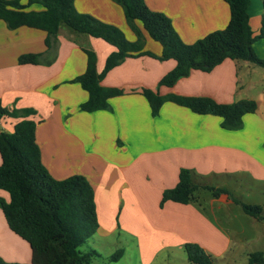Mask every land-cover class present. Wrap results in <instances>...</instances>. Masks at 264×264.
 <instances>
[{
  "label": "crops",
  "instance_id": "crops-1",
  "mask_svg": "<svg viewBox=\"0 0 264 264\" xmlns=\"http://www.w3.org/2000/svg\"><path fill=\"white\" fill-rule=\"evenodd\" d=\"M144 1L150 10L169 17L180 39L188 44L224 28L229 19L224 0ZM20 3L25 11L44 9L39 2ZM73 5L79 13L116 26L127 40H136L115 1L73 0ZM262 12L261 0H250L247 13L254 35L259 32ZM134 24L144 38L143 50L158 56L161 44L149 37L139 21ZM45 36L43 30L33 27L9 29L0 20V102L8 110H35L29 117L36 121L35 140L42 164L52 177L81 174L89 181L98 220L91 237H97L100 244L116 237L123 248L128 239L133 241L138 264H189L186 255L172 258L174 251H183L185 242L199 245L212 256L214 264L231 244L237 249L246 229L241 226L240 232L234 230L230 235L207 213L205 200L199 206L172 200L160 206V199L164 189L175 186L182 167L191 169L197 182L214 187L231 189V184H238V176L264 185L262 68L225 58L209 71L192 69L166 86L159 80L175 66L173 59L128 57L100 80L102 86L123 91L109 98L111 110L86 112L79 109L87 98L86 91L69 81L85 69L82 47L95 52L97 72L115 47L64 26L59 28L53 47L46 48ZM252 46L255 54L264 58V39H256ZM25 53H41L40 60L18 63L19 55ZM143 89L159 95L210 97L218 103L250 98L256 101V110L242 116L240 129L227 130L220 127V117L197 114L172 101H165L152 116ZM259 89L260 95L252 94ZM18 120L1 117L0 130L12 131ZM209 196V212L226 219L232 217L231 205H239L225 193ZM0 197L8 200L9 195L0 189ZM250 228L246 235L264 237V228ZM92 248L99 253L98 247ZM0 257L24 264L31 260L28 242L8 227L1 209ZM236 257L226 256L227 264H238ZM242 264H247V259Z\"/></svg>",
  "mask_w": 264,
  "mask_h": 264
},
{
  "label": "trees",
  "instance_id": "trees-1",
  "mask_svg": "<svg viewBox=\"0 0 264 264\" xmlns=\"http://www.w3.org/2000/svg\"><path fill=\"white\" fill-rule=\"evenodd\" d=\"M123 10L124 17L136 34L135 41L125 38L116 26L104 23L95 17L75 10L73 0H27L39 2L42 11H25L20 0H0V20L9 29L20 26L33 27L46 33V48L54 46L61 26L74 32L99 37L115 49L108 54L101 72L96 70V54L82 47L86 56L84 71L69 80L78 83L87 93L79 104L81 111L111 110L109 98L123 91L100 84L102 77L111 68L128 57L148 55L161 60L173 59L175 66L164 74L159 84L171 86L190 70L209 71L225 58L247 61L264 68V58L258 57L253 43L264 39V0L259 32L254 35L249 25L247 7L250 0H224L229 8V19L224 28L207 33L193 43H184L173 28L172 22L162 12L152 11L144 0H113ZM139 21L150 38L161 44V53L156 56L143 50L144 38L134 22ZM41 53H25L18 63H37ZM152 116L158 114L165 101H172L197 114H211L221 118L220 127L237 130L242 127V116L256 110V101L241 98L231 103H218L210 97L159 95L150 89L141 91ZM32 108L8 110L0 102V118H19L12 131L0 130V189L9 195L0 197V209L8 227L26 240L31 249L30 264H90L99 253L90 248L81 251L80 246L91 237L98 227L94 192L85 176L73 174L63 179L50 175L41 161L40 149L35 140L36 121L29 116ZM201 191L212 196L220 193L231 195L224 187H214L194 179L193 171L182 167L178 180L172 188L164 189L160 206L166 200L180 203L202 204ZM243 212L258 220L264 219L260 205L248 204L232 198ZM183 250L189 264H214L212 256L193 242H185ZM123 253L118 249L108 256L117 261ZM0 264H24L9 262L0 257ZM247 264H264V251L248 253Z\"/></svg>",
  "mask_w": 264,
  "mask_h": 264
},
{
  "label": "rangeland",
  "instance_id": "rangeland-1",
  "mask_svg": "<svg viewBox=\"0 0 264 264\" xmlns=\"http://www.w3.org/2000/svg\"><path fill=\"white\" fill-rule=\"evenodd\" d=\"M262 68V67H261ZM264 72V68L261 69ZM261 90H255L252 92L253 95L257 96L260 95ZM234 178H231L233 180ZM238 180V184L234 185L231 184V189L227 188L230 192L232 197H237L244 203L248 204H256L260 206H264V185H261L258 182H252L247 180L242 176H238L235 178ZM210 193L201 191L200 196L205 203V210L211 218L215 219L217 223H219L230 235L233 236L234 230L241 231L240 227L244 226L243 228L246 229L244 240L240 242L237 249L234 244H231L229 250L226 254H224L221 258L216 259V264H227L226 256H230L232 254H236V262L238 264H242L244 260L247 259L248 253L252 251H264V237L261 235L257 237L256 234L246 235L247 230H251L250 227H259L260 229L264 228V219L254 221L251 219L249 215L245 214L239 205H231L232 207L229 208V213H232V217L226 219L222 215L217 212H213V214L209 209L210 204L207 203L209 200ZM207 201V202H206ZM217 202L213 203V206H216ZM224 205V204H222ZM226 208V207H224ZM223 208V209H224ZM264 213V211H263ZM256 229V228H255ZM260 229L257 228L258 231ZM260 234V232L258 233ZM242 236V235H241ZM259 238V239H257ZM116 237H111L109 241L105 244H100L97 237H89L79 248L81 251H87L88 249L92 248L93 245L99 250V255L92 258L90 264H138L137 257H136V250L133 241L127 240L124 248L117 242ZM118 249H123V253L117 261H109L108 256L114 253ZM184 250L183 251H174L173 257L177 259L178 257H184Z\"/></svg>",
  "mask_w": 264,
  "mask_h": 264
}]
</instances>
